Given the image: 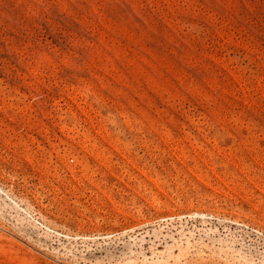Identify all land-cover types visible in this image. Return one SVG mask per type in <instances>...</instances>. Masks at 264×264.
<instances>
[{"label":"rangeland","instance_id":"1","mask_svg":"<svg viewBox=\"0 0 264 264\" xmlns=\"http://www.w3.org/2000/svg\"><path fill=\"white\" fill-rule=\"evenodd\" d=\"M0 264H264V0H0Z\"/></svg>","mask_w":264,"mask_h":264}]
</instances>
